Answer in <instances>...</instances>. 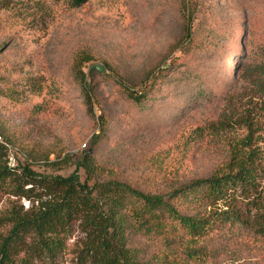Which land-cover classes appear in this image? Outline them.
I'll use <instances>...</instances> for the list:
<instances>
[{
	"label": "rangeland",
	"instance_id": "374dc122",
	"mask_svg": "<svg viewBox=\"0 0 264 264\" xmlns=\"http://www.w3.org/2000/svg\"><path fill=\"white\" fill-rule=\"evenodd\" d=\"M69 2L0 0V132L10 168L68 177L89 151L98 170L88 185L113 181L163 196L209 176L224 157L209 139L192 141L197 127L226 109L251 111L264 126V95L250 72L264 52V0H89L77 8ZM173 65L198 76L200 90L215 100L189 105L198 89L168 79L181 75L165 76ZM81 72L92 82L91 108ZM235 80L237 93L226 107L218 96ZM139 92L142 101L129 97ZM78 175L86 181L83 169ZM13 188L0 189V239L11 226L9 211L22 215L32 207L11 196ZM129 201L124 235L140 263L264 264V238L254 228L234 227L198 242L205 250L192 257L186 238L173 234L172 244L165 233L135 225L141 203ZM62 241L55 257L29 264H96L79 219ZM27 257L23 252L15 260Z\"/></svg>",
	"mask_w": 264,
	"mask_h": 264
},
{
	"label": "trees",
	"instance_id": "16d2710c",
	"mask_svg": "<svg viewBox=\"0 0 264 264\" xmlns=\"http://www.w3.org/2000/svg\"><path fill=\"white\" fill-rule=\"evenodd\" d=\"M88 1L70 0V8L83 6ZM189 36L188 31L186 38L190 39ZM89 61L88 56L83 58V63ZM171 68L165 76L181 75L168 79L198 89L189 105L201 99L215 100L214 93L200 90L202 80L198 76L190 71L180 72L177 65ZM250 72L255 75L254 85L263 96L264 52L261 61L254 64ZM86 79L81 72L79 83L84 90L86 105L91 108L92 82ZM237 85L236 80L228 82L218 101L231 107ZM143 95L139 92L138 96L130 94L129 97L140 102ZM185 108L188 106L181 108L180 117ZM226 110L228 113L224 112L216 122L197 127L192 138L193 142L209 139L211 145L218 144L223 149V159L209 176L195 179L163 196L144 194L113 181L88 185L87 180L95 177L98 170L89 151L82 152L81 162L71 175L51 177L41 176L28 166L10 168L7 149L0 144V189L3 185L13 184L10 195L32 204L22 215L16 209L9 211L11 226L0 239V264H18L15 259L23 252L28 257L20 264H29L33 258L55 257L62 248L70 223L77 219L91 236L89 251L96 264H143L136 259L135 250L129 248L124 235L126 221L122 218V211L131 205L129 199L141 203V208L135 210V225L142 224L148 233H165L172 244L184 241L181 237L186 238L188 256L195 257L205 250L204 246H196L198 242L211 241L234 227L254 228L255 233L264 238V183H261L264 177V126L251 115V111L237 114L230 112L231 109ZM79 169L87 175L83 183L79 179ZM26 186L30 187L25 189ZM35 202L37 207L33 210ZM185 206L189 212L184 210ZM165 221H169V227ZM175 224L184 233L178 234ZM173 234L178 235L177 241L175 238L171 240ZM28 237H33L30 245L25 241Z\"/></svg>",
	"mask_w": 264,
	"mask_h": 264
},
{
	"label": "built area",
	"instance_id": "2783aa9c",
	"mask_svg": "<svg viewBox=\"0 0 264 264\" xmlns=\"http://www.w3.org/2000/svg\"><path fill=\"white\" fill-rule=\"evenodd\" d=\"M0 144L7 146V145L4 143V141H3V138H2L1 132H0ZM84 147H85V145H84Z\"/></svg>",
	"mask_w": 264,
	"mask_h": 264
},
{
	"label": "water",
	"instance_id": "95a60500",
	"mask_svg": "<svg viewBox=\"0 0 264 264\" xmlns=\"http://www.w3.org/2000/svg\"><path fill=\"white\" fill-rule=\"evenodd\" d=\"M97 70H99V72H103V69L102 68H97Z\"/></svg>",
	"mask_w": 264,
	"mask_h": 264
}]
</instances>
